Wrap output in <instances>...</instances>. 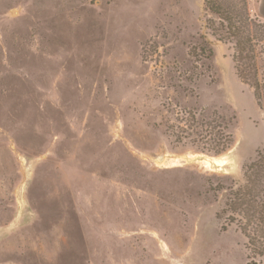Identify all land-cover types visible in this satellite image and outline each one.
Returning a JSON list of instances; mask_svg holds the SVG:
<instances>
[{
  "label": "rangeland",
  "instance_id": "374dc122",
  "mask_svg": "<svg viewBox=\"0 0 264 264\" xmlns=\"http://www.w3.org/2000/svg\"><path fill=\"white\" fill-rule=\"evenodd\" d=\"M220 22L205 0H0V264H264L259 211L230 200L264 151V38L258 97Z\"/></svg>",
  "mask_w": 264,
  "mask_h": 264
},
{
  "label": "trees",
  "instance_id": "16d2710c",
  "mask_svg": "<svg viewBox=\"0 0 264 264\" xmlns=\"http://www.w3.org/2000/svg\"><path fill=\"white\" fill-rule=\"evenodd\" d=\"M205 6L221 21V29L213 28L215 35L221 40L234 42V61L239 77L252 85L259 97L257 48L264 38V23L250 16L247 0H205ZM231 143L232 140L221 146L217 142L218 152L226 151ZM230 200L232 206L240 210L259 211L260 219L264 222V151L245 166L244 182L232 192ZM244 232L248 235L250 231L244 227ZM253 234L258 235V232Z\"/></svg>",
  "mask_w": 264,
  "mask_h": 264
}]
</instances>
